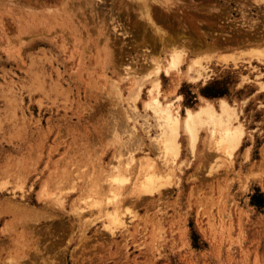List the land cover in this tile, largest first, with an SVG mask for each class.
Instances as JSON below:
<instances>
[{
  "label": "rangeland",
  "instance_id": "rangeland-1",
  "mask_svg": "<svg viewBox=\"0 0 264 264\" xmlns=\"http://www.w3.org/2000/svg\"><path fill=\"white\" fill-rule=\"evenodd\" d=\"M18 1L40 11L59 5V0ZM168 1L174 5L173 15L156 23L170 36L166 44L136 15L139 10L125 5L127 0H96L94 6L109 15H103L104 21L96 17L84 23L87 12L72 6L78 0L70 2L77 12L71 17L82 23L81 32L76 33L80 36L74 38L67 23L66 30L56 27V32L44 34L47 44L40 47L53 63L45 60L46 91H37L32 98L25 92L20 100L11 99L18 93L11 91L12 85L28 82L20 73L22 65L12 55L29 36L18 31L12 10L0 12V182L5 183L0 188L1 264L3 260L7 264H264V3ZM171 47L188 53L184 68L192 60H200L201 76L193 81L175 72L171 76L162 73L163 94L180 105L182 114L187 106L199 105L201 94L212 97L216 106L215 97L224 95L236 106L246 126L245 136L233 157L223 159L227 157H218L209 147L205 128L200 131L195 153L189 151L182 131L181 155L174 162L173 178H166L165 182L171 180L148 195L128 191V205L135 209L140 224H132L131 231L112 234L95 207L96 212L85 218L71 211L83 179L79 187L71 188L69 178L80 165L90 168L88 172L94 171L95 164L107 165L118 152L122 159L132 149L140 156L157 157L154 136L158 128L143 107L150 83L144 85L141 98L133 101L128 95L130 81L123 77L127 70L147 77L153 60L166 63ZM104 48L111 57L107 63L100 59ZM38 49H28V54L34 55ZM58 80L60 87L51 89L50 84ZM115 80L120 92L111 87ZM177 94L182 99L176 100ZM100 172L97 168L91 175L97 180V189H105L108 181L101 180ZM50 177L54 182L50 189L65 188L64 207L38 198L41 184ZM9 199L10 205L31 209L17 238L10 236L17 217L3 206ZM5 221H11L7 230L2 229ZM86 221H91L89 226ZM23 239L38 249L21 247ZM28 252L35 254L30 258L25 256ZM4 256L12 257L11 263Z\"/></svg>",
  "mask_w": 264,
  "mask_h": 264
},
{
  "label": "bare ground",
  "instance_id": "bare-ground-1",
  "mask_svg": "<svg viewBox=\"0 0 264 264\" xmlns=\"http://www.w3.org/2000/svg\"><path fill=\"white\" fill-rule=\"evenodd\" d=\"M3 1L4 0H0V12L3 10L5 11L12 10L11 14L12 17L16 20L14 22L15 25L17 26L18 31H20V33H24L27 34V36H29V39L26 42H24V40L20 41L19 39L20 41L19 43L20 44L23 43V44L21 45L19 44L16 54L12 55L15 56V60L17 61V63L19 62L18 64L22 65L21 67L22 71L20 73L23 74L24 79H26L28 83L24 84L23 82H21L20 86L17 87L16 85L13 84L11 91L14 92L15 90H18V93L15 92L14 94H12L11 99L13 100L23 99L22 96L25 92L30 98H32V96L37 91H46L44 81L48 75L47 73L48 68L45 63V60L49 61L50 64L53 65L51 61V57L47 56L48 53L46 52V50L40 47V45L47 44V41L45 39L47 36L44 34L56 32L55 30L56 27H59L60 29L67 28L65 27L67 23L69 24V29L73 33H75L74 38H76L80 36L76 33L80 31L79 25L82 23H80L78 17H75V19L71 17V14L73 15L77 14V12L75 13L73 8L71 7L72 3L70 4V2L74 0H59L58 3L59 5L56 6L57 7L56 9L47 7L46 11L26 8L25 3H19V1L15 2V0H8V2H12V4L4 3ZM257 1L258 3H264V0H257ZM95 3L96 0H78L77 3L72 5L74 6V8H76V10L78 8H81L83 12H87L86 13L87 16L86 18L84 17L83 23L91 18L93 21L96 17L101 18V20L103 21L106 19V18L103 19V15L106 14L104 13V10L102 11L103 8H98L97 5L94 6ZM127 3L131 5V7L127 6L129 9L139 10V12L136 13V15L140 16L141 19L144 20L145 23H147L149 26H152V30L154 32L159 33L161 43L163 44L168 43V41L170 40V36H168L166 32L162 31V28L158 26V24L156 23L158 20L160 21L168 20L169 16L171 14L173 15V13L171 12L173 11L172 8L174 7V5L172 7V5H170V2L168 0H127L125 5ZM88 23L89 22H87V24ZM2 29H3V22H2V16L0 15V30ZM24 36L26 37V35ZM12 38L14 37L12 36ZM36 47L39 49L38 51H35L36 53L32 51L34 55H31L32 53L28 54V49L35 50ZM250 49L251 48L246 49L245 52H248ZM104 51L105 52L101 54L100 59L102 63H104L105 60H106L105 63H107L109 62L107 61V58L110 57L109 50L104 48ZM256 52L259 53L261 51H256ZM169 54L170 56L167 57L165 64L161 63L160 59L153 60V68L152 69L150 68V72H149L150 75H148L147 77L144 75L138 76L134 71H130V70H127L125 75L123 74L124 75L123 78H127V80L130 81L131 88L128 90L129 92L128 95L129 97L133 98V101L134 99L136 100L137 98H141V93L143 91L144 85L147 82L150 83V85L147 87V97L144 99L143 107H145V109H147L151 113L153 119L155 120V124L154 123L153 124L156 125V127L158 128L156 129L158 130L157 135L154 136L158 147L157 157H152L151 155L140 156L136 152H134L135 149L132 150L128 149L129 150L128 154L124 159L121 158L122 152L117 151L118 153H116L114 157L112 156L113 158H115L114 161L113 160L109 161L107 165L99 164L96 166L95 164V166H93L94 171L93 170L92 171L96 172L97 168H99L101 170L100 175L103 172V177L101 178V180L104 178V180L106 179L108 181L107 187L105 189H97V180H95V176H92L94 173L92 171L88 172L90 168L89 169L81 168L82 165L72 170L71 178H69L70 184L68 185H70L71 188L77 187L79 185V182L83 179L82 180L83 182H81L83 184L79 189L80 192L78 194L79 196L77 197V199H75L76 198L75 197L74 201L71 203V211L76 213L79 217L85 218L87 213H93L95 211L92 209L93 207H95L96 211L98 212V215L100 217H104L103 225L112 234L122 231L125 232L131 231L130 226L132 224H134V227H137L140 224V222H137L138 214L134 211L135 209L132 210L131 209L132 207L130 208L128 205L129 201L128 199H126L127 198L126 194L128 191L134 193V195L136 196L137 195L139 196L141 194L148 195V193H152L155 190H161V186H164V184L168 183L167 181L169 179H167V181L165 182L166 178H170V177L173 178V176L175 175L174 162L181 155V143L179 137L181 136L182 131H184L188 140V146L190 149L188 150L191 153H195L200 138V131L202 128H205L207 131V138H208L207 142L209 143V147L214 148L215 149L214 152L216 151L215 153L217 152L219 153V154L217 153V156L219 155L218 157H225V156L227 157L223 159H231L233 157L234 153L240 147L242 140L245 136L246 126L239 119V112L237 111L236 106L232 104L227 98H225L224 95L215 97L218 99L217 100L218 106H216V104L214 103V99L212 97H208L206 95L201 94L200 95L201 101L199 105L196 108L187 106L185 108L184 114H182L180 105L179 104L175 105V100L163 94L162 81H161L162 73H164L166 76H171L172 73L175 72L178 75L187 76L193 81L198 80L199 77L201 76L200 60L198 61L197 59H194L191 62L187 63L186 67L184 68L183 66L185 65L188 57L187 52L182 50H176L174 47L172 48V51ZM26 57H29L28 61L25 59ZM25 64L26 66L24 67ZM120 76L122 75L120 74ZM59 84H60L59 80L52 82L50 84L51 89L52 87L53 89L54 88L58 89V87H60ZM111 84H112L111 86L112 88L114 86V88L115 89L117 88L116 90L120 92V89L118 88L119 84L116 82V80L114 81V83L111 82ZM261 88L264 89V81H261ZM180 99H182V95L177 94L176 100H180ZM8 101H10V98L8 99ZM134 110L136 109L134 108ZM115 137H116V132H115ZM117 138L119 137L117 136ZM120 145L122 146L121 143ZM248 153H249V146L246 148L245 155L248 156ZM158 159L161 164L158 162ZM188 159H190V157ZM7 183L8 182L6 181V185ZM16 183H17L16 186L20 188L22 187L20 181L17 180ZM4 184H5L4 182H0V188L5 186ZM51 185L53 187L54 182L50 177V179H46L41 184V187L38 190V198L43 201L50 199L55 205L64 207L65 196L63 195V190L65 188L56 186L54 187V189L53 188L50 189ZM21 195L24 196V194ZM10 203L11 200L10 202H6L5 204H3V206L6 210L9 209L10 211H13L14 213L13 217H17L18 221L15 224L13 223V225H11L12 229H10L11 231L10 236H15L17 238V235H21L19 234L21 226L28 221L25 218L31 217L30 215L31 209H29L28 208L29 206L27 205H23L22 207V205H18V204L10 205ZM0 207H2V204H0ZM210 217L211 216H209L208 218ZM21 218L23 221H19ZM88 222L89 221L84 222L86 226L90 223ZM10 224L11 221H5L2 229L7 230ZM19 242L21 247L23 248L33 247L32 251L38 249L37 247L34 246L33 243L32 245H30L31 243H28V239H23V241H19ZM27 255H29L30 258L33 256L31 252L26 253L25 256ZM6 258L9 259V261L12 260V257L6 256L5 259ZM23 259H22V263L26 258L24 260ZM3 263L7 264L8 261L6 262L5 260H3ZM18 264H21V261H18ZM33 264L36 263L33 261ZM43 264L46 263L43 262Z\"/></svg>",
  "mask_w": 264,
  "mask_h": 264
}]
</instances>
